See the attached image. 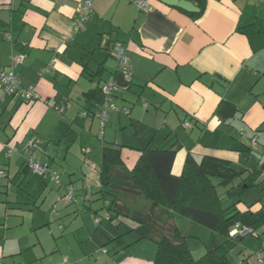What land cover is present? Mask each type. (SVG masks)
Listing matches in <instances>:
<instances>
[{"label":"crops","instance_id":"1","mask_svg":"<svg viewBox=\"0 0 264 264\" xmlns=\"http://www.w3.org/2000/svg\"><path fill=\"white\" fill-rule=\"evenodd\" d=\"M146 1L143 11L130 0H93L89 22L76 32V10L87 0H0V71L13 69L20 87L33 86L41 95L40 101L28 104L6 94L0 83V169L6 174L0 181V263L153 264L157 247L139 240L137 224L130 233L117 229L113 235L102 233L99 240L90 237L93 243L81 245L80 254L66 256L58 250L61 256L55 259L41 242H34L23 213L4 195L16 179L31 173L24 162L33 152L53 168L59 157L51 147L54 142L73 143L86 133V147L96 123L101 134L96 118L82 116L94 111L85 93L117 82L118 49L125 50L132 80L115 103L128 113L111 112L102 160L103 147L116 146L131 171L140 149L169 147L172 140L178 150L172 168L176 176L182 174L188 154L197 161L225 160L248 172L264 170V0H186L200 13L162 0ZM15 57L22 61L13 68ZM100 65L106 69L101 83L96 75ZM223 103L235 114L230 109L225 117L219 115ZM187 122L190 128L184 127ZM29 142L34 148H27ZM98 193L108 216L114 195L118 206L131 213L151 209L133 211L126 203L138 198L101 192L100 172ZM261 207L257 203L251 211ZM117 234L124 238L114 241ZM251 238L250 257L262 247Z\"/></svg>","mask_w":264,"mask_h":264},{"label":"trees","instance_id":"2","mask_svg":"<svg viewBox=\"0 0 264 264\" xmlns=\"http://www.w3.org/2000/svg\"><path fill=\"white\" fill-rule=\"evenodd\" d=\"M105 71L104 65H100L96 72L100 83ZM102 86L85 93V99L92 107L104 102ZM230 109L235 114L232 106L223 103L217 113L225 117ZM171 142L172 140L169 147L148 146L140 149V157L131 171L125 168L118 147L112 145L103 147V160L100 166L101 192H110L113 195L116 192L123 193L144 199L151 204V209L146 214L131 213L123 204L121 207L118 206V200L114 195L111 206L108 207L111 211L108 220L113 223L115 219L124 218L136 223L137 228L134 231L138 233L139 240H150L157 247L153 264H235L227 255L218 253L222 245L215 238L206 244V253L195 258L184 234L185 226L179 221L186 220L203 226L225 238V242L230 240L240 242L250 236L256 237L263 243L264 206L253 212L251 211L253 205L245 204L243 200L252 189L264 193L263 183L260 180L264 174L263 167L248 172L233 167L225 160L204 157L197 161L188 154L182 174L176 176L172 168L178 150L176 143L171 144ZM27 148L32 149L34 145L32 148L28 146ZM32 158H25L26 170L31 171L28 161ZM47 166L52 170L51 166L48 164ZM215 180L218 182L215 183ZM57 187L63 188V186ZM220 187L226 189L223 195L218 192ZM262 197L258 199V203L262 204ZM241 204L246 205V211L240 209ZM121 223L122 221L119 226ZM237 224L252 229V234L231 237L230 233ZM130 232L133 230L128 231ZM123 238V234H117L114 241Z\"/></svg>","mask_w":264,"mask_h":264},{"label":"rangeland","instance_id":"3","mask_svg":"<svg viewBox=\"0 0 264 264\" xmlns=\"http://www.w3.org/2000/svg\"><path fill=\"white\" fill-rule=\"evenodd\" d=\"M110 62L114 61L111 59ZM80 121L79 124L82 126L83 121ZM99 132V124L96 123L92 134H89L90 141L87 143V148L83 145L88 139L86 133H83L82 140L76 139L73 143L59 144L54 142L52 144L51 147L59 151V157L51 168L60 176L61 183L64 185L62 189L31 170L28 175L24 177L21 175L16 179L12 183L10 191L8 190V194H4L13 203L11 207L17 208L19 212L23 213L26 229L32 232L34 242L36 240L41 242L47 252L55 255V259H58V255L61 256V253L57 252L58 250L64 252L66 256L74 255L75 251H77L76 254H80L81 245L83 248H87L93 243L90 237L99 240L102 233L106 232L108 235H113V230L120 229L125 232L131 226L136 225L133 221L124 218L121 219L123 223L120 226V220L115 219L112 223L107 219L105 201L98 193L99 172L102 162L101 149L104 142V137L99 135ZM69 147L71 149L68 153ZM89 149L93 152L87 154ZM66 154L68 156L65 162L62 159L65 158ZM32 156L37 162L43 164L44 161L38 158L40 156L37 151L36 153L33 152ZM261 181L264 185V179ZM217 182L218 180H215V183ZM67 186L73 189V195L76 199L73 203H68L65 200L68 193ZM83 187L87 189L88 194L82 190ZM218 192L223 195L226 189L220 187ZM259 193L260 191L256 189L250 190L243 199L245 204L253 205V209L258 203ZM131 198V201L126 204L130 207L134 206L133 211L146 213L149 210V206H151L149 202L140 198ZM241 205L242 209L246 207L244 204ZM96 218L102 220L101 223H97ZM182 224L185 226L184 234L187 236V243L193 256L195 258L201 257L206 253V244L211 240L213 233L197 224L185 222ZM213 236L222 245L218 252L220 255H227L238 264L245 259H248L249 262H244V264H257L255 256L250 257L252 249L248 248L252 242L250 236L240 242L234 240L225 242L223 237L217 234ZM91 262V264H95L94 261Z\"/></svg>","mask_w":264,"mask_h":264},{"label":"built area","instance_id":"4","mask_svg":"<svg viewBox=\"0 0 264 264\" xmlns=\"http://www.w3.org/2000/svg\"><path fill=\"white\" fill-rule=\"evenodd\" d=\"M135 3L140 10H147L148 3L146 0H130ZM92 1H87L84 6L77 8L76 10V20H75V31H83L85 29L86 24L89 22L91 13H92ZM10 39V37H9ZM116 59L119 61L121 66V73L124 76V82L128 85L131 83V76L128 72L127 68V60L125 57V50L118 49L116 51ZM13 68L16 67L22 59L20 57L13 58ZM0 83L3 87V90L6 94L10 95L13 98H17L25 103L32 104L41 100V95L37 92L36 88L31 86L28 88H22L19 86L18 78L14 73L13 69L11 70H2L0 71ZM123 87H121L117 82L114 83H106L102 86V93L104 95V102L101 104H96L94 107L93 113L83 112V117H88L92 115L100 122L101 126V136L104 135V129L106 124L110 119L111 112L117 113H128L127 109L119 108L115 103V98L118 94L123 91ZM185 128H190L191 124L189 122L184 123ZM29 148L33 147V143L29 142L27 144ZM30 170L38 173L44 179L50 180L55 183L57 186L61 187L63 184L60 181V177L57 173L53 172L47 165H43L33 158L28 161ZM6 176L3 170H0V180ZM68 193L65 197V200L68 203H73L76 201L73 195V189L69 186L66 187ZM108 219V218H107ZM102 220L96 218L97 223H101ZM252 234V229L242 227L239 224L236 225L234 230L230 233L231 237H236L237 235L247 236ZM106 252V251H104ZM255 259L257 264H264V241L262 243V248L260 251L255 253Z\"/></svg>","mask_w":264,"mask_h":264},{"label":"water","instance_id":"5","mask_svg":"<svg viewBox=\"0 0 264 264\" xmlns=\"http://www.w3.org/2000/svg\"><path fill=\"white\" fill-rule=\"evenodd\" d=\"M162 1L166 5L180 8L188 13H200V10L197 7H195L191 2H188L186 0H162ZM123 79H124V76L122 73L117 75L118 84L121 87L126 88L127 84L124 82ZM262 206H264V196L262 197Z\"/></svg>","mask_w":264,"mask_h":264}]
</instances>
